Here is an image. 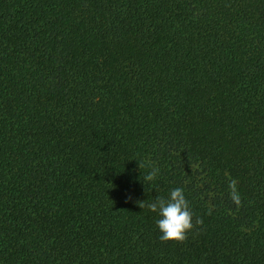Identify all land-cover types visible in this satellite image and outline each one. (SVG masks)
<instances>
[{
  "label": "trees",
  "instance_id": "16d2710c",
  "mask_svg": "<svg viewBox=\"0 0 264 264\" xmlns=\"http://www.w3.org/2000/svg\"><path fill=\"white\" fill-rule=\"evenodd\" d=\"M0 264H264V0H0Z\"/></svg>",
  "mask_w": 264,
  "mask_h": 264
},
{
  "label": "clouds",
  "instance_id": "9594fccd",
  "mask_svg": "<svg viewBox=\"0 0 264 264\" xmlns=\"http://www.w3.org/2000/svg\"><path fill=\"white\" fill-rule=\"evenodd\" d=\"M157 172L158 169L153 168L145 176V182L154 180ZM147 207L159 217L156 227L162 241L183 240L186 232L192 228V213L181 188L172 189L166 198L157 197Z\"/></svg>",
  "mask_w": 264,
  "mask_h": 264
}]
</instances>
